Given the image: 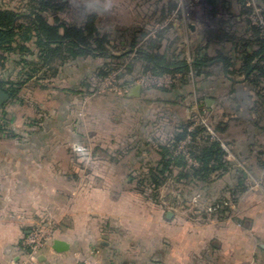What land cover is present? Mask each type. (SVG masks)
<instances>
[{
  "label": "rangeland",
  "instance_id": "1",
  "mask_svg": "<svg viewBox=\"0 0 264 264\" xmlns=\"http://www.w3.org/2000/svg\"><path fill=\"white\" fill-rule=\"evenodd\" d=\"M30 1L0 0V3L15 10L19 22H26L27 18L32 17ZM52 1L65 2L68 11H74L79 22L87 14H96L99 28L109 36V43L102 54L87 56L81 62V73L68 63L60 72V78L29 80L21 95L23 102L8 100L5 104L8 112L12 113L9 116L13 120L10 126H13L16 134L23 132L24 136L0 138V150L38 149L39 154L34 159L41 162L42 171L50 175L44 181L45 186L33 188L35 203L45 202L44 206L48 209L44 211L47 214L44 223L35 228L49 226L54 230L49 239L56 237L55 229L59 222L54 215L57 211L50 207L54 203L60 206V210L64 208L65 219L72 225L68 239L73 243L80 242L86 235L75 224L80 221L75 210H79V201H82L85 202L82 215L85 216V212L96 215L89 216V226L92 224L95 228L108 229L111 221L117 226L111 242L117 250L123 248L124 252L120 253L122 260L129 264H143L144 261L148 264L149 256L143 259L137 254L140 255L143 249L147 254L156 249L166 252L168 245L165 243L170 239L171 221L166 217L169 212L178 213V228L183 233L189 222L196 223L199 229L207 233L222 228V222L214 218V213L224 211V206L239 213L238 218H247L250 211L258 210L261 213L258 228L264 227V171L256 173L248 170L254 161L264 164V154L262 162L250 156L249 163L245 159L242 162L247 165L240 164L244 170L239 174L244 180L247 195L242 199L237 196L238 200L232 201L228 197L222 198L221 207L217 204L220 203L219 195L224 191L227 173L213 176V184L207 188L208 185L201 181L194 180L190 184L183 183L185 180L179 181L177 177L181 176V172L177 170L160 187L147 188L139 184L138 177L143 158L140 162L130 163V148L135 144L140 145L144 139L154 142L161 134L174 132L175 126L189 123V132L201 126L213 138L221 141L227 150V160H233L236 165L241 161L239 158L233 159L234 155L230 153L236 154L240 148L250 146H245L250 132L246 123L232 118L230 108L225 116L219 113L223 101L221 89L232 83L230 78L242 80L245 75L237 72L234 66L227 65L226 75L223 64L215 61L207 65L204 73H196V69H193L194 51L203 31L209 26L198 21L194 22L197 26L194 31L186 26L182 10L186 0H177L179 6L170 13L165 5L169 0H115V7L110 12L106 11L103 0ZM257 2L260 3L259 0ZM65 14H61L64 20ZM47 17L53 19L51 14H47ZM145 51L164 54L170 64L174 63L175 69L179 60L186 62L189 69L185 81L173 89L179 83L177 73L159 75L145 71L146 61L139 55V52ZM9 57L15 60L17 55ZM17 68L15 78L20 71ZM88 68L91 71L87 72ZM98 68H104L108 74L94 79L93 70ZM84 79L89 82V89L82 87L83 94L75 96L70 90ZM137 85H141L140 95L130 96L132 88ZM161 87L171 91L160 92L158 89ZM160 98L170 102L161 104ZM206 99H212L214 103L209 106ZM42 116L45 119L43 131L41 127L31 124V120H41ZM218 126L224 131L218 132ZM235 133V137L245 135L230 139ZM153 149V145L148 147L151 152ZM95 153H98L97 159ZM158 157L157 153H153L146 158L150 162ZM103 161L108 162L112 169L104 172ZM188 163L198 165L191 157ZM125 166L128 170H125ZM189 172L184 170L183 173ZM95 173L108 174V178L105 180L98 176L90 182L89 177ZM248 194L256 197L251 199L253 195L248 197ZM60 224L63 225L62 221ZM259 236L264 238L263 233H259Z\"/></svg>",
  "mask_w": 264,
  "mask_h": 264
},
{
  "label": "trees",
  "instance_id": "2",
  "mask_svg": "<svg viewBox=\"0 0 264 264\" xmlns=\"http://www.w3.org/2000/svg\"><path fill=\"white\" fill-rule=\"evenodd\" d=\"M259 1L264 5V0ZM30 2L32 17L27 18L26 22H19L18 13L0 3V91L7 93L12 102H23L21 95L24 93L27 81L34 78H60V72L68 63L79 71L82 67L81 62L87 56L95 57L102 54L106 44L109 43V36L99 28L96 14L84 15L85 17L81 18L82 22H79L75 12L68 11V5L63 1L32 0ZM165 5L170 13L176 10L179 3L177 0L176 2L169 0ZM65 12L68 20L61 17ZM47 14H51L53 19L50 20ZM246 26H248L246 19L241 28L225 20V23L220 21L216 28L203 32L197 43V50L194 51L193 69H196L197 74H201L211 61L223 60L228 67L237 68V72L244 75L250 72L245 82L232 83V94L238 97L240 102L236 103L233 100L232 105L235 104L236 107L230 108L232 112L243 116L242 122L246 123L250 130L258 125L257 122L248 119L251 101H254L257 107H261L264 113V38L257 27ZM9 55H17V57L14 60ZM139 55L146 61L145 71H153L159 75L177 73L180 77L177 78L179 83L173 89L178 88V85L185 81L184 77L187 76L189 69L186 62L179 60L175 69L174 63L170 64L169 58L162 53L159 54L158 51L156 54L151 51L139 52ZM6 64L11 65L10 68ZM17 67L20 71L15 78L14 72ZM103 69L93 70L94 79H100L108 74ZM89 70L91 71V68H88L87 72ZM88 83L84 79L70 92L75 96L81 95L82 87L89 89ZM159 90L163 93L171 91L162 87ZM159 101L161 104L170 102L161 98ZM5 104L6 102L0 104V138H22L23 132L16 134L13 126H10L13 123V120L9 119L12 113L8 112ZM44 121L42 116L41 120H31V124L34 127H41L43 131ZM190 125L191 123L175 126L171 139L159 143L160 159L157 161L149 162L146 158L149 153L146 147L154 144L155 141L143 140L142 147L147 151L142 154L143 165L138 171L141 186L160 187L179 170L181 172V176L177 177L179 181L185 180L186 182L183 183L189 184L194 180L202 181L209 188L213 184V176L229 171L231 163L226 159L227 152L222 143L201 126L189 132ZM217 131L223 132L224 129L218 126ZM188 137H191L187 144L189 157L198 163L197 166L189 164L187 156L179 153L181 143ZM140 151L142 152L141 147ZM184 170L190 172L184 174ZM239 189L241 193L244 192L246 189L244 182L240 183ZM219 200L220 203L217 205H222L223 200ZM213 207L215 208V205Z\"/></svg>",
  "mask_w": 264,
  "mask_h": 264
},
{
  "label": "crops",
  "instance_id": "3",
  "mask_svg": "<svg viewBox=\"0 0 264 264\" xmlns=\"http://www.w3.org/2000/svg\"><path fill=\"white\" fill-rule=\"evenodd\" d=\"M232 83L224 85L225 87L221 89L220 94L223 96V101L219 106V113L223 116H225L226 112H228L227 109L231 108V106L236 107L235 104L232 105L233 100L236 103L240 102L238 97L232 94ZM250 109L248 111V119L255 123L257 122L258 125L255 129H250L249 135H247L249 141L245 142V146L248 144L250 146L240 148L237 152L238 154L230 153L234 155L233 159L237 160L239 158L241 162H237L238 164L236 165V162H232L233 160H228L231 163L229 171L219 173V175L227 173L226 181L223 184L224 191L221 192L222 197L219 195L220 199L228 197L232 201L233 199L238 200L237 196H240L241 199L245 197L247 195L246 191L242 193L239 191L240 183L244 182L239 174V172L241 173L244 170L240 164L245 162V160L248 161L250 156H253L254 160L260 159L262 162V154H264V113L261 107L255 105L254 101H251ZM230 115L232 118L238 119V121H243V116H240L239 113L233 111ZM236 134L233 137L230 136V139L240 138L245 135V133L244 135L238 134L235 137ZM172 135L173 132L161 134L154 144H149L146 147L148 148L151 145L154 147L152 152L148 150V154L157 153L159 155L157 160H159V143H165V141L171 139ZM224 149L226 150L225 147ZM130 150L132 156L135 155L133 156L134 158L132 156L129 158L131 164L140 162L141 158H143L142 154L147 151V149L145 151L144 147H142V143L140 145L135 144ZM37 151L38 149L36 150L32 147L4 148L0 150V156H3L2 158L0 157V264H11L13 260L20 261L22 257V240L31 229L44 223L45 218H47V214L44 212L48 210L44 206L45 202L43 204L40 202L35 203L34 200L35 193L33 188L45 186L44 181H47L50 176L46 171H42V163L34 159L39 154ZM95 154L97 156H95V159H97L98 153ZM242 164L247 165L246 163ZM102 165L106 168H104V172L109 168L112 169L108 162L103 161ZM122 165H125V162H122ZM248 168V170L257 173L264 171V164H257V161H254ZM125 170H128L126 166ZM98 176L105 180L108 178V174L95 173L89 177L90 182ZM253 179L252 176L251 181L253 182L251 186L254 184ZM204 185L206 186L207 184ZM248 195L250 197L253 194ZM255 197L256 195H253L251 199ZM91 200L92 198L89 197V201ZM82 205H85V202L79 201V210H75V213L79 216L78 220L80 221L75 224L79 226L82 234L86 235V239L73 243L67 237L71 232L72 225L65 219V213L62 212L64 208L60 210L59 205L51 203L50 207L57 211L54 216L57 217L59 226L55 229L56 237L40 256V264H129L121 259L122 255L120 253L124 252L123 248L117 250L114 243L111 242L113 240L112 235L115 234V229H117V226L113 225L114 222L111 221L108 229L103 227L95 228L91 226L92 224L89 226L87 224V221H90L88 219L90 218L89 216L92 215L94 217L96 215L91 212H85L86 215H82ZM62 207H64L63 204ZM226 207L228 206H224L225 210L222 209L224 211L219 212V214L214 213L216 216L213 215L215 219H220L223 224L222 228L214 229L210 233L199 229L200 227L196 223L193 224L191 222L183 229L185 230L183 233L178 228V213H171L170 218H168L167 214L166 217L171 221V224L169 228L170 239L168 243H165L168 245L166 252L162 249H156L147 254L146 250L143 249L140 255L137 254V256H141L143 259L149 256L150 262L148 264H264V238L259 236V233L264 234V227L258 228L257 223L258 216L261 213L254 209L247 214V218H238L237 215L239 213H234V210L231 211L230 208ZM244 219L246 221L242 222ZM61 221L63 225L60 224ZM94 238L95 242H93ZM57 239L68 242L71 246L70 250L61 253L56 252L53 245ZM101 242H107L110 245H101ZM156 256H161V259L155 260ZM143 264H145V261Z\"/></svg>",
  "mask_w": 264,
  "mask_h": 264
},
{
  "label": "water",
  "instance_id": "4",
  "mask_svg": "<svg viewBox=\"0 0 264 264\" xmlns=\"http://www.w3.org/2000/svg\"><path fill=\"white\" fill-rule=\"evenodd\" d=\"M210 0H186V3L183 4L182 10L184 11L183 15L186 22V26H188L192 31L196 30V25L194 24V22L196 23L201 22V24L205 25V26H209V28H206L203 32L205 31H209L211 29L216 28L219 24L220 21H218L217 15L214 14L213 12V4H211L209 2ZM226 4H227V0H226ZM179 10L180 7L178 8ZM231 19V16H229V14H227V12H225V20L228 22ZM215 62H221L224 66V73L227 75V70H226V63L223 60H216ZM212 62V63H215ZM250 73V72H249ZM248 74L245 75L244 79L242 80H237V79H233L230 78V80L233 83H241L246 81ZM141 93V85H137L134 88H132L130 96H139ZM10 99V96L3 92L0 91V104H3L5 102H7ZM206 103L211 106L212 103H214V100L212 99H206ZM171 212L168 213V218L171 217ZM101 245H110L107 242H101ZM53 248L56 252H66L69 251L71 246L68 242L64 241V240H60L57 239L54 241V245ZM161 256H156L155 260H160Z\"/></svg>",
  "mask_w": 264,
  "mask_h": 264
},
{
  "label": "built area",
  "instance_id": "5",
  "mask_svg": "<svg viewBox=\"0 0 264 264\" xmlns=\"http://www.w3.org/2000/svg\"><path fill=\"white\" fill-rule=\"evenodd\" d=\"M248 5L253 8L250 16L253 24L257 27L260 35L264 38V5L258 4L257 0H248ZM191 137H188L179 147V153H183L189 158L187 144L190 142ZM227 205V203H224ZM219 207L223 206L219 204ZM54 233L53 228L44 226L35 228L28 233L22 240L21 249L22 257L20 261H12L11 264H40L39 258L42 252L49 247L53 239L49 236Z\"/></svg>",
  "mask_w": 264,
  "mask_h": 264
},
{
  "label": "flooded vegetation",
  "instance_id": "6",
  "mask_svg": "<svg viewBox=\"0 0 264 264\" xmlns=\"http://www.w3.org/2000/svg\"><path fill=\"white\" fill-rule=\"evenodd\" d=\"M209 2L214 6L213 12L217 15L218 21L225 23V12H227L231 16L229 22L234 23L237 28L242 27L244 19H246L248 26H255L250 19L253 8L248 5V0H227V4L226 0H210Z\"/></svg>",
  "mask_w": 264,
  "mask_h": 264
},
{
  "label": "clouds",
  "instance_id": "7",
  "mask_svg": "<svg viewBox=\"0 0 264 264\" xmlns=\"http://www.w3.org/2000/svg\"><path fill=\"white\" fill-rule=\"evenodd\" d=\"M103 3L107 12H110L115 7V0H103Z\"/></svg>",
  "mask_w": 264,
  "mask_h": 264
}]
</instances>
